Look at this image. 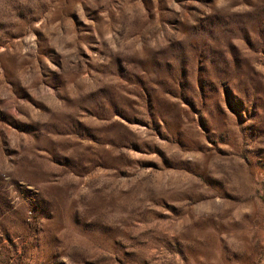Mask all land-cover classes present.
<instances>
[{
  "label": "rangeland",
  "instance_id": "374dc122",
  "mask_svg": "<svg viewBox=\"0 0 264 264\" xmlns=\"http://www.w3.org/2000/svg\"><path fill=\"white\" fill-rule=\"evenodd\" d=\"M0 264H264V0H0Z\"/></svg>",
  "mask_w": 264,
  "mask_h": 264
}]
</instances>
